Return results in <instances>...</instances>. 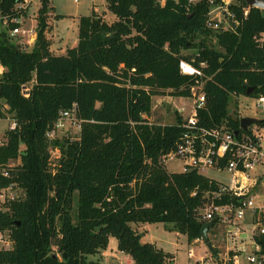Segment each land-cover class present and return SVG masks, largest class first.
<instances>
[{
	"label": "trees",
	"instance_id": "trees-1",
	"mask_svg": "<svg viewBox=\"0 0 264 264\" xmlns=\"http://www.w3.org/2000/svg\"><path fill=\"white\" fill-rule=\"evenodd\" d=\"M17 1L0 0V17L11 29ZM40 1L30 50L0 31V101L18 121L0 147V164L19 160L0 186L16 181L24 192L0 209V230L13 241L0 247V264H98L88 256L106 250L111 236L134 264H173L172 254L142 241L138 226L170 223L189 240L201 237L205 193L217 183L197 170L166 169L163 155L175 147L183 118L150 122L153 96H191L198 77L183 74L179 62L206 61L200 122L241 131V116L229 106L249 87L250 96L264 93V46L256 42L264 9L251 7L245 15L247 2L235 0L230 9L239 25L224 30L206 26L209 0H105L115 19L96 10L79 17L77 44L62 61L48 36L50 0ZM34 77L26 97L21 84ZM75 102L79 134L50 141L47 130ZM56 147L60 156L51 159Z\"/></svg>",
	"mask_w": 264,
	"mask_h": 264
},
{
	"label": "built area",
	"instance_id": "built-area-1",
	"mask_svg": "<svg viewBox=\"0 0 264 264\" xmlns=\"http://www.w3.org/2000/svg\"><path fill=\"white\" fill-rule=\"evenodd\" d=\"M165 1L160 0L162 4ZM209 1L212 6L206 26L212 29L235 30L239 21L236 12L230 9L235 0H221L219 4H215L214 0ZM33 4H36V0L17 1L15 8L18 14L11 18V22L15 24L10 31L11 37L17 39V36L37 35V25L32 28L24 26L26 14ZM251 7L264 9L248 4L244 8L245 15ZM1 18L8 25V19ZM35 41L36 39L31 38L17 42L23 49L30 50L29 44ZM256 42L264 46V31L256 36ZM206 66V61L200 62V66L196 65L194 58L181 59L179 62L181 72L198 77V82L192 87L193 106L190 114L180 124L183 131L175 147L163 155L164 163L168 159H178L182 164L181 172L197 170L202 174L205 170H213L218 173L226 172L229 176L227 182L215 179L217 186L206 191L205 203L200 211L203 224L213 221L208 234L212 231L224 233V244L216 245L209 236L214 247L211 251L202 236L195 239V242L204 244L207 250L199 255L190 250L189 264H264V123L261 122L264 117H256L260 121L249 125L247 130L240 126L241 131L228 128L226 123L210 127L201 124L198 113L207 105L203 79V68ZM3 72L4 67L0 63V75ZM35 82L34 77L21 84L24 96H30ZM253 98L256 106L264 107V93L254 95ZM1 120L8 122L0 134V147H3L8 144V132L17 128L18 121L9 112V105L0 101ZM82 121L75 102L71 107L60 111L54 125L47 130L46 137L52 141L61 138L64 131L76 129L80 132ZM50 152L51 159L59 158V148H51ZM18 163L17 159L0 164V177L12 178V170ZM22 191L16 181L0 186V204L20 199ZM12 243L10 232L0 230V247L10 248Z\"/></svg>",
	"mask_w": 264,
	"mask_h": 264
},
{
	"label": "rangeland",
	"instance_id": "rangeland-1",
	"mask_svg": "<svg viewBox=\"0 0 264 264\" xmlns=\"http://www.w3.org/2000/svg\"><path fill=\"white\" fill-rule=\"evenodd\" d=\"M36 4L37 5L33 4L31 13L37 18V10L40 8L41 1L36 0ZM50 6L52 7L51 18H49L51 29L48 36L52 42V51L58 55L62 61L66 60L67 48L73 47L78 40L79 17L90 15L94 7H98L97 12L102 14L109 22L115 19L114 15L107 10L105 0H50ZM52 13H54V15ZM56 15L59 16L56 17ZM27 25L28 23L25 21L24 26ZM2 30L7 31L9 34L11 28H9L7 24H5L4 19L0 17V31ZM11 38L12 40L18 41L22 37L17 36L16 39L12 36ZM212 40L214 43L216 42L214 38ZM183 53L192 57L194 55V50L187 49L184 50ZM192 97L193 96H174L170 93L154 95L152 113L148 116V120L150 122L162 124L176 123L178 115L185 118L190 114L193 106ZM229 110L230 114L233 116L264 117V107L256 106L253 96L250 95H234ZM7 125V121H0V134ZM78 132L79 131L76 129L64 131L61 138L77 135ZM165 166L170 172H181L182 170L181 162L175 158L168 159ZM202 174L225 182L229 179L226 172L218 173L213 170H205ZM22 194H24L23 191ZM1 208L2 205L0 204V209ZM75 209L76 203L74 204V210ZM137 229L141 231L140 234L144 233L142 236L143 242L154 243L165 252L172 254L174 256L173 264H189L191 262L189 258L190 250H194L196 255L204 254L207 250L204 244L189 240L186 234L174 230L173 225L170 223L147 222L139 225ZM223 234L212 231L209 236L216 245H219L224 244L222 240ZM229 245H232V243L229 242ZM104 251L107 252L106 255H104ZM104 251L96 255H89L88 258L97 261L98 264H134L129 254L118 249V241L114 236L110 237L109 245Z\"/></svg>",
	"mask_w": 264,
	"mask_h": 264
},
{
	"label": "water",
	"instance_id": "water-1",
	"mask_svg": "<svg viewBox=\"0 0 264 264\" xmlns=\"http://www.w3.org/2000/svg\"><path fill=\"white\" fill-rule=\"evenodd\" d=\"M246 2L249 5H255V6H259L264 8V0H246ZM235 22H233V26H235ZM254 90V87H249L247 89V94H251ZM260 119L256 118V117H252V116H242L240 119V125L241 128L244 130L248 129V126L253 124V123H257L259 122ZM213 225V221H209L203 224L202 229H201V236L203 238V240L205 241L207 247L212 251L214 250L213 244L209 238V228ZM143 236V234H141ZM217 257V255H215Z\"/></svg>",
	"mask_w": 264,
	"mask_h": 264
},
{
	"label": "crops",
	"instance_id": "crops-1",
	"mask_svg": "<svg viewBox=\"0 0 264 264\" xmlns=\"http://www.w3.org/2000/svg\"><path fill=\"white\" fill-rule=\"evenodd\" d=\"M35 5H37V4H35ZM33 6V5H32ZM32 9V8H31ZM31 9L29 10V12L26 14V18H25V21H26V23H28V25H27V27H29V28H32V27H34L35 25H37V18H36V16L35 15H32V13H31ZM98 9V7H94V10H96V11H98L97 10ZM38 11V10H37ZM53 15H54V13H52ZM36 35V34H35ZM35 35H33V36H30V35H25V36H21L22 38L21 39H23V40H25V41H28V40H30L31 38H34V39H36V37H37V35L35 36ZM34 42L33 43H31V44H29V48L31 49L33 46H34ZM77 44V41H76V43L74 44V46ZM51 50H52V45H51ZM142 234H144V233H142ZM104 255H106L107 254V252L106 251H104Z\"/></svg>",
	"mask_w": 264,
	"mask_h": 264
}]
</instances>
